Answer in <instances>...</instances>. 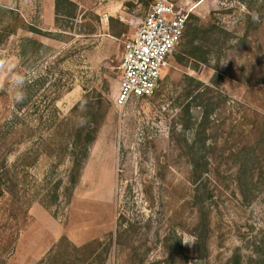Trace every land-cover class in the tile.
<instances>
[{
  "label": "rangeland",
  "instance_id": "obj_1",
  "mask_svg": "<svg viewBox=\"0 0 264 264\" xmlns=\"http://www.w3.org/2000/svg\"><path fill=\"white\" fill-rule=\"evenodd\" d=\"M71 1L77 7L68 19L57 16L55 0H0L35 31L20 29L0 45V124L15 105L11 81L18 75L27 82L23 117L34 125L43 117L64 120L86 91L94 102L100 96L108 101L106 121L72 194L64 193L68 162L56 167L44 155L23 159L21 190L29 194L20 204L0 197V264H40L64 238L77 247L103 242L93 264H264V180L257 165L238 172L234 161L220 163L221 175H212L207 247L200 248L191 169L185 149L171 140L173 130L177 142L181 134L193 136L191 128L178 126L185 117L178 120L172 106L175 85L185 75L209 85L217 75L221 91L247 119L244 153L262 154L264 134L250 138L248 131L262 128L264 118V0H170L189 11L188 24L214 26L216 36L206 39L209 63L197 72L179 65L181 41L157 94L126 104L117 99L124 43L156 0ZM14 17L0 11V31ZM52 106L58 112L46 109ZM29 149L22 146L10 163Z\"/></svg>",
  "mask_w": 264,
  "mask_h": 264
},
{
  "label": "trees",
  "instance_id": "obj_2",
  "mask_svg": "<svg viewBox=\"0 0 264 264\" xmlns=\"http://www.w3.org/2000/svg\"><path fill=\"white\" fill-rule=\"evenodd\" d=\"M76 7L77 5L71 0H55L58 17L74 18ZM0 11L15 14L13 19L2 22L4 24L0 31V45L4 40L16 35L20 29H30V32H35L19 11L15 13L13 8L8 7H0ZM213 29L214 26L207 27L198 20L191 21L187 25L176 62L196 72L200 66L208 64L211 53L208 51L206 39L216 36ZM28 44L32 47L36 45L30 40ZM214 70H219V67H214ZM218 78L220 77L214 75L211 84L206 85L198 78L185 75L173 89L176 97L172 99L174 101L172 106L179 111L176 115L178 120L185 117L184 125L187 124L186 127L183 123H179L178 126L185 131L193 130L192 138L181 134L178 142L175 139L176 130H173L171 140L180 150L185 149L184 156L191 169L190 184L194 187L192 201L198 214L195 236L197 246L200 248L207 247L206 235L203 234L208 232L212 217L208 202H212L215 198L212 175L214 173L217 176L221 175L220 163L234 161L238 172L251 163L256 164L254 170H259L260 179L264 180V150L260 156L254 158L251 153H244V148L247 146L244 145V138L247 137L244 136L246 127L243 122L247 119H243L240 106L238 107L234 100L230 101L221 91V81ZM26 103L25 100L22 103L15 102L8 119L0 124V197L8 195L10 199L20 204L22 197L25 198L29 194L21 190L20 171L25 164L22 163L23 159L27 160L32 155L54 158L56 167L69 163L64 188L65 195L69 196L81 179L91 148L106 121L108 111H104L103 107L108 101L100 96L98 102H94L90 93L86 91L83 100L73 107L64 120L53 122L51 119L46 121L43 117L35 125L23 117ZM46 109L49 112L52 110L58 112L55 106ZM192 110L199 112L193 114ZM260 123L262 128L254 125V129L248 131L250 138L264 134V118ZM239 138L243 139L239 141ZM24 145L30 146L26 156L10 163V158L17 155ZM235 145L240 147L234 149ZM254 179L255 175L252 174L251 180ZM62 183V179H59L55 184V190H59ZM58 197V194L55 195V198ZM20 212L17 210L15 216ZM199 230L201 233H198ZM113 239L112 235L109 238L110 245ZM102 243L96 241L77 247L69 245L64 238L56 246L53 254L40 264H93L98 260Z\"/></svg>",
  "mask_w": 264,
  "mask_h": 264
},
{
  "label": "built area",
  "instance_id": "obj_3",
  "mask_svg": "<svg viewBox=\"0 0 264 264\" xmlns=\"http://www.w3.org/2000/svg\"><path fill=\"white\" fill-rule=\"evenodd\" d=\"M189 16L188 10L170 0H156L150 6L137 31L124 43L119 104L157 94Z\"/></svg>",
  "mask_w": 264,
  "mask_h": 264
},
{
  "label": "clouds",
  "instance_id": "obj_4",
  "mask_svg": "<svg viewBox=\"0 0 264 264\" xmlns=\"http://www.w3.org/2000/svg\"><path fill=\"white\" fill-rule=\"evenodd\" d=\"M5 65L0 64V71H3ZM26 79L23 76H15L13 77L11 84L12 87L15 90V95H14V101L17 103H22L26 99ZM185 243H190L189 241H184ZM193 243V242H191Z\"/></svg>",
  "mask_w": 264,
  "mask_h": 264
}]
</instances>
